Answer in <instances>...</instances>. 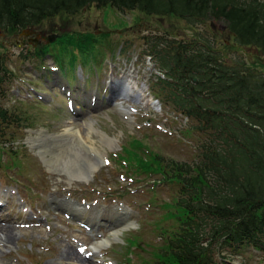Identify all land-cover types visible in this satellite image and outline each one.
<instances>
[{"label":"rangeland","instance_id":"obj_1","mask_svg":"<svg viewBox=\"0 0 264 264\" xmlns=\"http://www.w3.org/2000/svg\"><path fill=\"white\" fill-rule=\"evenodd\" d=\"M137 13L122 14L110 7L87 8L68 21L53 19L29 33L0 36L13 72L4 87L5 92L0 93V106L6 108L11 117L8 124L0 126V200L4 202L0 226L8 230L1 236L0 264L154 263L152 253L164 244L161 229L173 224L172 220L165 219L167 209L164 204L171 202L176 189L166 184L150 190L156 177L144 180L139 176L134 181V162L122 149L141 156L158 154L175 161L190 162L196 156L198 138L194 133L186 132L190 122L149 90L152 74L157 69L149 57L142 55L144 44L141 39L144 35L155 34L190 37L192 30L175 18H148ZM137 19L139 24H135ZM123 29L127 30L120 35ZM197 29L201 30L202 26ZM53 35L87 36L98 39L99 44L95 43L96 48L88 53L72 56L64 53L65 47L74 44L70 41L64 46L57 45L50 57L52 61L49 58L39 61L34 56L26 58L27 51L51 44ZM217 39L220 44L224 43L218 48H223L224 56L229 60H240L246 67L264 73V63L258 60L260 54L255 50L235 45L225 49L224 45L230 44L225 34L217 35ZM74 53L78 54L77 51ZM51 62L56 66L63 65L74 77L68 74V83L58 79L59 73L49 71L53 67ZM79 69L89 75L87 79L84 77L85 81L78 76ZM60 70L63 74L64 69L60 67ZM120 79L124 80L131 96L124 100V105L134 109L127 114V119H121L114 109L103 107L109 81ZM61 85L69 87L76 99L74 106L81 109L79 115L74 116L68 110L67 99L59 92ZM31 90L48 96V99L39 101ZM94 90L98 92L96 97L98 102L102 101V106L97 104L98 107L91 111L93 106L90 107L89 96ZM17 105L21 108L17 109ZM18 111L29 118L27 123L31 125L15 118ZM42 130L64 138L66 143H70V133L77 131L86 145L91 143L98 150V153H92L84 148L81 159L68 152V158L79 161L80 169H85L87 158L102 157L106 164L87 182L69 184L66 174L75 167L60 162L53 170L47 161L57 156L62 158L61 155L54 156V150L48 146L31 148L30 139L36 138ZM96 130L111 141L106 144ZM135 140L140 141V147L133 145ZM38 152L41 157H37ZM54 200H71L99 210L124 207L131 215L130 224L113 237L109 233L112 226L109 229L106 223L108 218H103L97 230H91L93 235L90 236L80 225L87 222L88 211L79 217L69 215L68 219L66 209L53 204ZM114 217L118 218L117 215ZM102 238L110 241L94 248ZM129 239L136 244L127 243ZM216 258H220L218 254ZM229 258L225 259L228 264H264V251L248 248Z\"/></svg>","mask_w":264,"mask_h":264},{"label":"trees","instance_id":"obj_2","mask_svg":"<svg viewBox=\"0 0 264 264\" xmlns=\"http://www.w3.org/2000/svg\"><path fill=\"white\" fill-rule=\"evenodd\" d=\"M107 7L122 14L137 11L148 18H175L192 30L190 37L155 34L141 39L142 55L157 69L150 91L190 122L186 132L198 138L196 156L190 162L175 161L122 149L134 162V181L139 176L144 180L156 177L150 190L166 184L176 189L171 202L164 204L165 219L173 224L161 229L164 244L152 253L153 264H228L225 259L248 248L263 252L264 73L225 57L223 48H218L224 43L217 41V35L225 34L230 43L225 49L234 45L253 49L264 63V2L0 0V36L22 34L53 19L68 21L87 8ZM55 38L51 44L27 51L26 58L41 61L51 57L57 45L70 41L74 44L65 47L64 53L72 56L88 53L99 44L98 39L87 36ZM59 67L65 76L71 74L63 65ZM12 77L6 47L0 40V93ZM15 118L31 125L21 111ZM10 120L8 110L0 106V126ZM139 144L133 141L136 148Z\"/></svg>","mask_w":264,"mask_h":264},{"label":"bare ground","instance_id":"obj_3","mask_svg":"<svg viewBox=\"0 0 264 264\" xmlns=\"http://www.w3.org/2000/svg\"><path fill=\"white\" fill-rule=\"evenodd\" d=\"M125 94L127 96H129V94H130L129 90L125 89ZM121 100H124V99H120V101ZM44 134H47V133L44 132ZM79 135L80 134H78L77 131H75L73 133H70V143H66V140L64 138H59L58 137V138H54V142L53 143H49L48 144L49 146H53L52 149L54 150V152L52 154H54V156L59 154L62 157V158H60L59 156H57V157L53 156L55 159L53 158V159L48 160L47 163H48L50 168L55 170L57 165H60V162H62L63 164H69V166L75 167V169L70 170V172H68V174H66L67 175V179L66 180H67V182L69 184L72 183V182L73 183L74 182H77V183L86 182L87 179H88V176L93 172V170L99 165V163L101 161V158H99L100 160H98V158H95L97 160H94V159L92 160L90 158H87V164L85 162V164H86L85 169L83 167H82L83 169H80L78 167V164H79L78 162L79 161L77 159H81L82 158L81 156L84 157V152L82 151L84 148L87 147L89 149V151H91V152L93 151L92 153H94V152L98 153V150L96 148H94L91 145V143H89L90 145H86L87 143L85 144L82 141V139H80ZM48 136L49 137H57V136H53V135L51 136L50 134H48ZM32 141L35 144L36 143H40L39 147H41V148H45L47 146L46 143H45V136L42 133L38 134L35 139H32ZM68 152H73L75 156H78V158L77 159L68 158L67 157ZM63 173L64 172H62V174ZM53 203L54 204H58L61 207L65 208L66 211L68 213H70L74 217H79V216L85 214L86 211H88L89 219H88L87 223H90L92 225V227H95L93 224L96 223L97 221L101 220L102 218H108V217H106V215L109 216L110 221H109V219H107L106 221H109V223H111L110 225L112 226L113 230L111 229L112 231H110V235L113 236V237H115L117 235V233H119L120 230L123 229L126 226V221L127 220H125L124 222H120V220L116 221L117 217H114V216L117 215L119 217V215H118V212H116L114 210L108 211V210H99L97 208L81 207V206L74 205L73 203H71L68 200H62V201L54 200ZM118 210L121 211V212H124L123 213L124 216L128 217V213L124 209H118ZM115 226H117V227H115ZM7 231H8L7 229H5L2 226H0V244L2 243L1 236H3ZM7 239L8 238L6 236V240ZM101 240L102 241H99L97 244L94 245V248H98V247L102 246L104 242L110 241L107 238L106 239L102 238ZM4 241H5V239H4ZM2 247H4V246H2ZM1 253H2V250H1ZM77 264H79V263H77Z\"/></svg>","mask_w":264,"mask_h":264},{"label":"water","instance_id":"obj_4","mask_svg":"<svg viewBox=\"0 0 264 264\" xmlns=\"http://www.w3.org/2000/svg\"><path fill=\"white\" fill-rule=\"evenodd\" d=\"M114 85H115V83H112V86H111V89H112V90H114V87H115ZM113 96H115V95H113ZM116 97H117V96H116ZM116 97H115V98H116ZM108 104H111L110 99L108 100ZM42 134L45 136V143H46V145L52 149L53 146H49L48 144H49V143H53V142H54V138H58V136H57V137H49L48 134H44V132H42ZM52 135H54V134H51V136H52ZM101 137L104 138V139H105L104 142H105L106 144H108V142L110 141V139L107 138L105 135H101ZM59 138H62V137H59ZM31 141H32V140H31ZM32 142H33V141H32ZM45 143H44V144H45ZM32 145H34V146H31L32 148H33V147H35V148H39L40 143L37 145V144H35V143L33 142ZM46 145H45V146H46ZM38 156L41 157V156H40V152H38ZM96 160H97V159H96ZM104 164H105V162H102V161H101V162L99 163V165L93 170V172L88 176V179H87V180H90L91 177H92V175H93V173H94L95 171H97L98 168H100V167H101L102 165H104Z\"/></svg>","mask_w":264,"mask_h":264}]
</instances>
